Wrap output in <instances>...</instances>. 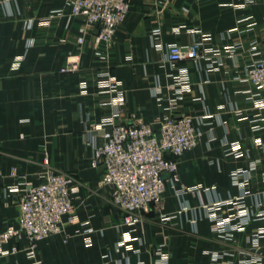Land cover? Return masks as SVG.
<instances>
[{"label":"crops","instance_id":"0c3cea01","mask_svg":"<svg viewBox=\"0 0 264 264\" xmlns=\"http://www.w3.org/2000/svg\"><path fill=\"white\" fill-rule=\"evenodd\" d=\"M130 5L107 43L97 39L99 26L70 16L64 0H0V235L19 228L10 187L64 174L80 191L72 220L65 217L62 231L40 243L42 264H259L253 261H264V240L259 247L250 240L264 222L224 235L209 209L222 203L217 214L228 217L245 190L242 203L252 211L264 198V110L244 80L253 55L264 56V0ZM202 34L209 40L201 59L169 61V45L189 46ZM108 78L124 93V105L114 103ZM170 114L195 118L200 140L181 159L179 175L185 186L201 188L181 194L168 187L162 212L153 209L134 227L122 226L112 188L99 185L104 167L92 166L102 142L93 126L110 117L131 124ZM234 144L242 156L229 152ZM245 178L244 190L238 183ZM162 214L174 218L164 222ZM127 233L134 250L118 251ZM28 244L24 234L3 243L8 254L0 253V264H28Z\"/></svg>","mask_w":264,"mask_h":264},{"label":"built area","instance_id":"2783aa9c","mask_svg":"<svg viewBox=\"0 0 264 264\" xmlns=\"http://www.w3.org/2000/svg\"><path fill=\"white\" fill-rule=\"evenodd\" d=\"M70 9V16L82 17L86 23L99 26L97 39L110 42L130 11V0H64ZM200 33V32H199ZM153 36L158 47L161 31L155 30ZM209 40V35L202 34L199 41L189 46L169 45L168 59L171 62L201 59L202 47ZM79 43L83 39L79 38ZM228 52L233 48L229 47ZM244 80L252 85L257 94V109L264 110V56L253 55L252 60L244 69ZM108 85L116 95L114 103L125 104V95L117 83L111 78ZM187 79L181 80L182 97L188 88ZM187 91V90H186ZM176 101L170 103L169 111L176 108ZM93 131L101 135L102 142L96 146L92 166L104 167L99 185L109 186L113 190L112 202L123 213L122 226L134 227L143 213L153 209L162 212L164 193L168 187L181 194L198 191L201 186H185L179 175V163L184 156L194 150L200 140V132L196 121L191 116L175 117L173 114L155 122L142 119L133 123H120L113 117L105 118L93 126ZM229 152L237 157L242 156L238 144L232 145ZM1 180V174H0ZM248 179L238 183L245 190ZM80 186L74 179L64 174H49L43 183L35 186L14 185L8 189L9 194L18 197L20 208L19 228H8L0 235V253L5 255L2 244L12 238L21 239L24 234L29 244L26 248L28 264H42L39 257V245L45 239L62 231L65 217L72 220L74 212V196ZM249 191H244V196ZM243 197L233 203L236 205L234 214L223 217L217 214L222 203L209 209V215L216 224L220 234L229 235L243 232L253 221L264 222V198H259L257 211L248 209ZM164 222L171 221L174 216L162 214ZM264 240V226L260 225L250 244L259 247ZM87 243L90 244L88 238ZM133 251L132 238L129 233L117 243V250ZM253 262L264 264L261 258ZM263 262V263H262ZM160 264H168L166 261Z\"/></svg>","mask_w":264,"mask_h":264}]
</instances>
